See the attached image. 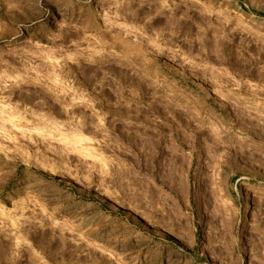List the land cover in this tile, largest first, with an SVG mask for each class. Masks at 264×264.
<instances>
[{"label": "rangeland", "instance_id": "obj_1", "mask_svg": "<svg viewBox=\"0 0 264 264\" xmlns=\"http://www.w3.org/2000/svg\"><path fill=\"white\" fill-rule=\"evenodd\" d=\"M0 264H264V0H0Z\"/></svg>", "mask_w": 264, "mask_h": 264}, {"label": "bare ground", "instance_id": "obj_2", "mask_svg": "<svg viewBox=\"0 0 264 264\" xmlns=\"http://www.w3.org/2000/svg\"><path fill=\"white\" fill-rule=\"evenodd\" d=\"M107 7H108V5L102 6V8L100 9V11H104V10H106ZM242 197H243V205H244V207H245L244 210H247L248 207H249V205H250L251 195H250L249 192L247 191V192L244 193V195H243ZM244 213H245V212H244ZM202 218H203V217H202V215H201V213H200V215H199V220H198L199 223L202 222Z\"/></svg>", "mask_w": 264, "mask_h": 264}]
</instances>
